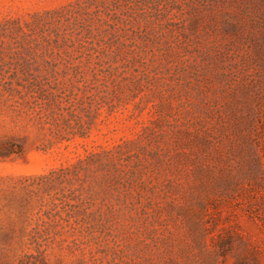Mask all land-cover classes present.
Instances as JSON below:
<instances>
[{
  "label": "rangeland",
  "instance_id": "374dc122",
  "mask_svg": "<svg viewBox=\"0 0 264 264\" xmlns=\"http://www.w3.org/2000/svg\"><path fill=\"white\" fill-rule=\"evenodd\" d=\"M120 43L142 59L100 72ZM240 262L264 264V0H0V264Z\"/></svg>",
  "mask_w": 264,
  "mask_h": 264
},
{
  "label": "trees",
  "instance_id": "16d2710c",
  "mask_svg": "<svg viewBox=\"0 0 264 264\" xmlns=\"http://www.w3.org/2000/svg\"><path fill=\"white\" fill-rule=\"evenodd\" d=\"M86 32L88 35L93 36L91 29H89ZM100 33V31H99ZM101 34V33H100ZM93 42V41H92ZM91 45L93 43H90ZM133 45L127 44V43H120V46H118V51L113 55L111 54H105L104 52L101 53L98 51L97 59L98 62L96 63V66L100 67V72H105L108 75H113L114 71H118L117 69L121 67H127L131 63H134L137 60L142 59L141 55H135L132 56L135 52V49L133 48ZM92 49H96L95 47H92ZM91 58H89L90 60ZM107 66L105 70L103 71V66ZM12 153L13 151H8ZM232 237L229 235H223V233L218 234V236L213 239V247L215 248L217 254L222 257H227L229 254H231L232 251ZM241 264V262L239 263Z\"/></svg>",
  "mask_w": 264,
  "mask_h": 264
}]
</instances>
